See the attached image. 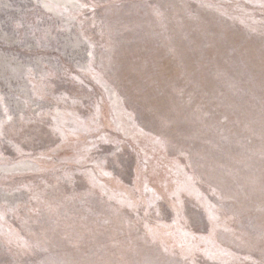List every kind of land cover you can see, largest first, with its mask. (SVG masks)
<instances>
[{"label": "rangeland", "instance_id": "obj_1", "mask_svg": "<svg viewBox=\"0 0 264 264\" xmlns=\"http://www.w3.org/2000/svg\"><path fill=\"white\" fill-rule=\"evenodd\" d=\"M0 120V264H264V0H0Z\"/></svg>", "mask_w": 264, "mask_h": 264}, {"label": "snow or ice", "instance_id": "obj_2", "mask_svg": "<svg viewBox=\"0 0 264 264\" xmlns=\"http://www.w3.org/2000/svg\"><path fill=\"white\" fill-rule=\"evenodd\" d=\"M45 7H47V5H45ZM78 7H86V5H79ZM5 115H7V110H5ZM12 120V117L11 116H8V121H11ZM83 124V122H81ZM5 124V121H2L0 120V128H2ZM57 131H59V129H57ZM17 151H19V148H17ZM130 207L133 206V205H129Z\"/></svg>", "mask_w": 264, "mask_h": 264}]
</instances>
